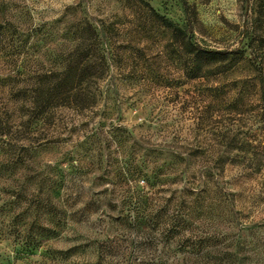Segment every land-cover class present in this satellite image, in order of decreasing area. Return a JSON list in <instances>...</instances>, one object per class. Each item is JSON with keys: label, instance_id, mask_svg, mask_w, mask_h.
Wrapping results in <instances>:
<instances>
[{"label": "rangeland", "instance_id": "rangeland-1", "mask_svg": "<svg viewBox=\"0 0 264 264\" xmlns=\"http://www.w3.org/2000/svg\"><path fill=\"white\" fill-rule=\"evenodd\" d=\"M184 3L203 48L264 45V0H0V21L29 39L23 67L0 57V264H201L194 240L218 236L221 247L264 222V168L212 160L232 127L210 90L220 80L187 78L147 6L185 27ZM86 23L113 56L117 99L108 77L95 109L57 108L29 131L32 86ZM243 234L264 242V229Z\"/></svg>", "mask_w": 264, "mask_h": 264}, {"label": "trees", "instance_id": "trees-1", "mask_svg": "<svg viewBox=\"0 0 264 264\" xmlns=\"http://www.w3.org/2000/svg\"><path fill=\"white\" fill-rule=\"evenodd\" d=\"M147 6L155 22L171 36L172 46L181 50L187 78L220 80L218 85L210 90L213 92L212 96L218 98L221 110L227 112L232 127L227 128L221 135L224 152H219L215 159L212 156L214 165L231 160L234 163H249L256 172H261L264 168V154L261 148L263 143L258 141L256 136L264 134L263 42L253 39L243 47L235 49L203 48L193 41L194 23L191 19V7L187 3H184L187 16L185 27L160 15L150 5ZM97 31L89 23L77 27V47L73 51L57 55L56 69L51 67L39 75V80L31 90L32 115L26 123L29 131L45 129L51 112L57 108H72L79 112L95 109L109 92V88L103 86L108 77L113 79L109 87L117 99L118 93L109 64L113 56L110 52L100 54V43L105 40H99ZM24 33L21 27L7 19L0 21V57L18 69L23 67L25 59L22 55L29 40L24 38ZM89 33L91 43H87L86 34ZM26 93V90H15L13 97H25ZM17 151L11 150L8 161H12ZM204 154L207 158L208 153ZM21 158L19 154L17 162ZM209 171L213 172L212 168ZM237 220L238 214L232 212V221L235 223ZM238 229L232 236L223 237L224 240L231 239L221 247L215 248L218 236L209 235L198 241L194 240L189 245V253L195 255L203 252L201 264H251L254 259H257V264H264V242L242 239L244 230H248L250 235L261 232L264 222ZM226 234L221 233L222 236ZM181 264H199V261Z\"/></svg>", "mask_w": 264, "mask_h": 264}]
</instances>
